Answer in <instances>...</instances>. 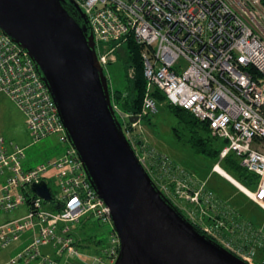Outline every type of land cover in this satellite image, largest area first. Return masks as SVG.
<instances>
[{
	"label": "built area",
	"instance_id": "1",
	"mask_svg": "<svg viewBox=\"0 0 264 264\" xmlns=\"http://www.w3.org/2000/svg\"><path fill=\"white\" fill-rule=\"evenodd\" d=\"M75 1L89 19L103 67L115 61V51L129 35L141 46L146 79L141 111L156 110L152 91L157 87L171 104L206 121L212 135L227 141L220 158L234 151L244 167L258 174L257 186L251 192L264 200V0ZM181 58L187 62L186 67L181 65ZM0 91L22 110L35 139L56 134L68 142L56 104L33 60L1 30ZM120 116L131 140L127 123L131 114ZM159 158L158 178L164 177V194L178 209L187 211L179 198L199 203V195L208 206L218 208L211 190H205L181 166L164 156ZM24 159L23 147L0 135V210L28 205L25 215L0 223V248L31 231V240L5 264H16L22 258L26 263L55 264L41 248L51 245L59 253L74 254L75 235L69 223L91 213L101 222L112 224L109 208L87 179L71 144L35 166H24ZM48 171L56 180L57 193L45 177ZM41 179L47 181L60 207L30 189V183ZM192 184L195 189H191ZM216 219L210 224L213 233L203 227L204 233L247 263L257 264L255 249L259 246L255 244L264 241L262 234L247 222L232 220V229L242 238L235 244L214 229ZM118 249L119 237L112 228L102 254L94 258L101 264H113Z\"/></svg>",
	"mask_w": 264,
	"mask_h": 264
},
{
	"label": "water",
	"instance_id": "2",
	"mask_svg": "<svg viewBox=\"0 0 264 264\" xmlns=\"http://www.w3.org/2000/svg\"><path fill=\"white\" fill-rule=\"evenodd\" d=\"M0 30L33 60L67 141L109 207L119 237L113 264H249L195 226L141 163L115 113L89 19L75 0H0ZM29 187L61 206L45 179Z\"/></svg>",
	"mask_w": 264,
	"mask_h": 264
},
{
	"label": "rangeland",
	"instance_id": "3",
	"mask_svg": "<svg viewBox=\"0 0 264 264\" xmlns=\"http://www.w3.org/2000/svg\"><path fill=\"white\" fill-rule=\"evenodd\" d=\"M118 52L121 53L120 58H118ZM124 53V49L118 48V50L115 51V61L104 64L105 74L107 75L108 82L113 90H121L125 88L127 84L124 75L125 72L129 77H133L134 74L133 67L131 65H126L124 62ZM179 61L183 67H186L187 62L184 59L181 58ZM111 101L114 106L115 113L119 121L122 123L120 115L124 116L125 113L129 112L120 109L119 105L115 101ZM156 101V110L151 112L140 111L138 113H130L131 115H136L137 120L130 122L128 119L127 121L132 141L131 143L136 149L135 151L140 158L141 163L146 168L155 184L164 193L163 185L165 186L166 183L161 180L164 179V177H161V179L158 178L161 176L158 164V161L160 160L159 156H164L171 162L181 166L183 170L194 178V180H196L199 184H202L205 190H211L213 194H215L216 198L220 199L224 204L229 205V199L226 198V195L221 193L222 191H220L219 194L205 185L207 173L213 172L212 169L216 171V169H214L216 161L195 152L191 148L188 142L190 128L173 114L168 106V104L171 103L166 100V98L163 101H158L157 99ZM147 117H150V119L146 120ZM0 135L11 140L13 143L18 144L20 147H23L25 153L24 166L26 167L35 166L38 163L45 162L55 157L63 152L65 147L70 144L69 142L60 140L58 138L59 136L56 134L35 139L25 123V116L22 110L11 100L8 94L2 91H0ZM45 177L53 189L56 190L55 193H57V189L55 187L57 186L56 180L53 178L52 172L48 171ZM211 179L213 182L227 187L229 190L228 192H231L233 197L239 198L244 195L245 199H248V195H246L244 191L238 188L233 182L229 181L231 182L229 183L227 181L228 179H224L217 173H212ZM191 189H195L194 184L191 185ZM235 191H238L239 193H235ZM216 194H218V196ZM179 199L182 200L185 208L187 209V211L184 209L182 212L186 215V217H188V213H190L191 217H194L193 219L200 224L201 228L204 227L209 231V233H213V226L210 225V221L214 222L213 218L217 217L216 222H218V225L215 226L214 229L218 233H220V231L223 232L233 241V243H241L242 238L240 232L231 230L232 224L227 225L226 223V220L229 219L226 217V215H228L227 213H221L216 206L213 208L208 206L206 200L203 199L201 195H199V203L196 201H188L183 198ZM249 201L250 203H248V205L253 210H259L261 208L254 201H251L250 199ZM23 206L26 207L27 211V204L19 205L18 207L7 211L0 210V223L18 217L24 213L25 209ZM207 208L208 210H206ZM243 209L246 208L243 207ZM231 211L233 212V210ZM218 212L223 217L219 218ZM234 212L237 214L239 213V211ZM250 213L252 212L250 211ZM240 222H244L243 217ZM69 224L75 235L74 254L69 251L59 253L56 248H53L51 245L44 246L42 250L50 254V256L55 260V264H101L94 258V256L102 254V250L106 244L110 230L113 228V224L103 223L91 213L83 214L78 221ZM252 228L264 235L263 228L259 225L253 223ZM230 231L231 235L228 236L227 234H229ZM19 241L20 240L13 243L11 242L9 246L0 248V264L7 263L10 257L23 247L22 246L20 249L16 250L17 248L15 246L18 245ZM255 245L262 247V250L259 249L256 251L255 249L256 258V252L264 251V241L260 240V242ZM259 259L260 261L256 259L257 264H264V258H262L263 260L261 258ZM16 264H35V261L26 263L22 258Z\"/></svg>",
	"mask_w": 264,
	"mask_h": 264
},
{
	"label": "trees",
	"instance_id": "4",
	"mask_svg": "<svg viewBox=\"0 0 264 264\" xmlns=\"http://www.w3.org/2000/svg\"><path fill=\"white\" fill-rule=\"evenodd\" d=\"M120 48L125 51V55H122L125 64L133 67L134 74L133 77H129L126 72L124 73L127 81L124 89L113 90L109 83L111 100H113V102L115 101L120 109L124 111L138 113L141 111L143 97L146 92V79L143 74V62L140 54L141 46L136 43L131 35H129L123 41ZM120 57L121 53L118 52V58ZM152 94L158 101L165 100V95L157 87L153 88ZM168 106L175 116L189 126L190 132L188 142L195 152L215 160V164L218 163L227 173L232 175L250 190L253 191L256 188L259 179L258 174L249 171L244 167L240 162V158L234 151L230 150L224 157L220 158V152L226 145L227 141L218 136L212 135L210 127L206 121L196 118L189 110L183 107L172 104H168ZM148 119H150V117L146 118V120ZM227 214L226 217L231 218L235 217L236 213L234 211H229ZM218 216L219 218L223 217L220 213ZM228 220L229 219L226 221ZM210 223L212 225L214 224L212 221H210ZM196 226L199 227L198 224ZM201 231L203 230L201 229Z\"/></svg>",
	"mask_w": 264,
	"mask_h": 264
},
{
	"label": "crops",
	"instance_id": "5",
	"mask_svg": "<svg viewBox=\"0 0 264 264\" xmlns=\"http://www.w3.org/2000/svg\"><path fill=\"white\" fill-rule=\"evenodd\" d=\"M54 135V134H53ZM59 138V137H58ZM219 165V164H218ZM212 171L213 172H208L207 173V176H206V182H205V185L208 187V188H210V189H212L213 191L215 190L217 193H219L220 191H222L221 193L223 194V195H226V198L227 199H229V201H228V203H229V205H226V204H224L223 202H221V200L220 199H218V209L220 210V212L221 213H227L228 211H231V210H233V211H236V212H238L239 211V216H238V214L236 213L235 214V217H231V218H229V220L228 221H226V223H227V225H229V224H232L231 222H232V220H237V221H239L240 222V220L242 219V217L244 218V222H247V223H249V224H251L252 225V227H253V223L254 224H257V225H259L260 227H262L263 228V233H264V207L263 206H261L258 202H256L255 200H253L250 196H248L247 198L248 199H245V196L243 195L242 197H239V198H237V197H233V194H231V192H228L229 190L227 189V187H225L224 185H222V184H217V183H215V182H213L212 181V173H217L218 175H220L221 177H223L224 179H228V178H226L225 176H223L220 172H217V170L216 171H214L213 169H212ZM228 182L230 181L229 179L227 180ZM229 183H231V182H229ZM234 189V188H233ZM226 193V194H225ZM231 195H230V194ZM235 193H239L238 191H235ZM220 194V193H219ZM215 195V194H214ZM217 196H218V194H216ZM222 195V196H223ZM246 195H248L247 193H246ZM220 197V196H219ZM221 198V197H220ZM249 199L251 200V201H254L255 203H257L261 208L259 209V210H253L249 205H248V203H250V201H249ZM234 200V201H233ZM237 203H236V202ZM240 202V203H239ZM24 207V206H23ZM243 207L244 208H246V209H243ZM24 209H25V212L24 213H22L21 215H19L18 217H15V218H13V219H16V218H19V217H21V216H23V215H25V213L27 212L26 211V207H24ZM252 212V213H250V211ZM241 217V218H240ZM13 219H10V220H13ZM7 221H9V220H7ZM5 222V221H4ZM251 222V223H250ZM1 223H3V222H1ZM231 230H234V231H237L236 229H231ZM73 231V230H72ZM74 233V232H73ZM32 235H33V232H31V231H25V232H23L20 236H19V238L18 239H16V240H14L13 242H15V241H18V240H20L19 241V243H18V245H20V246H18V245H16L15 247L17 248L16 250H18V249H20L22 246H25L30 240H31V238H32ZM228 236L229 235H231V231L229 232V234H227ZM235 235H236V232H235ZM262 236L264 237V235L262 234ZM227 237V236H226ZM228 238V237H227ZM12 242V243H13ZM10 245V244H9ZM8 245V246H9ZM45 246H48V245H45ZM44 247V246H43ZM42 247V248H43ZM42 248H41V250H42ZM262 247H257L256 248V251L257 250H259V249H261ZM262 250V249H261ZM42 252H44V253H47L46 251H44V250H42ZM264 252V251H263ZM263 252L262 251H259V252H256L257 253V257H256V259L258 260V261H260V259L259 258H264V254H263ZM15 255V254H14ZM13 255V256H14ZM12 257V256H11ZM263 260V259H262ZM261 260V261H262Z\"/></svg>",
	"mask_w": 264,
	"mask_h": 264
},
{
	"label": "bare ground",
	"instance_id": "6",
	"mask_svg": "<svg viewBox=\"0 0 264 264\" xmlns=\"http://www.w3.org/2000/svg\"><path fill=\"white\" fill-rule=\"evenodd\" d=\"M122 124V123H121ZM122 128H123V131L125 133V130H124V126L122 125ZM126 135V134H125ZM128 138V137H127ZM130 144L132 145L131 143V140L128 138ZM133 149L136 150L134 148V146L132 145ZM136 152V151H135ZM137 154V153H136ZM138 156V155H137ZM139 158V157H138ZM140 159V158H139ZM84 169V168H83ZM215 169L220 172L223 176H225L226 178H228L231 182H233L238 188H240L242 191H244L245 193H248L250 194L251 196H253L254 198H256L260 205L264 207V200L261 199L260 197L257 196L256 193H253L251 192V190L249 188H247L245 185H243L242 183H240L237 179H235L232 175H230L229 173H227L220 165H215ZM85 171V170H84ZM87 176V175H86ZM88 179V178H87ZM89 180V179H88ZM91 184V183H90ZM93 187V186H92ZM95 190V189H94ZM108 207V206H107ZM109 208V207H108ZM109 213H110V210H109ZM111 217V216H110ZM112 221V220H111Z\"/></svg>",
	"mask_w": 264,
	"mask_h": 264
},
{
	"label": "clouds",
	"instance_id": "7",
	"mask_svg": "<svg viewBox=\"0 0 264 264\" xmlns=\"http://www.w3.org/2000/svg\"><path fill=\"white\" fill-rule=\"evenodd\" d=\"M218 164V163H217ZM217 164H215V165H217Z\"/></svg>",
	"mask_w": 264,
	"mask_h": 264
}]
</instances>
